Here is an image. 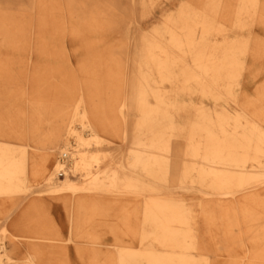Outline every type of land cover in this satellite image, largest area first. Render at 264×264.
<instances>
[{
    "label": "rangeland",
    "instance_id": "1",
    "mask_svg": "<svg viewBox=\"0 0 264 264\" xmlns=\"http://www.w3.org/2000/svg\"><path fill=\"white\" fill-rule=\"evenodd\" d=\"M236 4L0 0V148L24 147L30 158L40 151L35 140L44 135L48 122L64 113L84 114V125L97 120L106 130L95 128L101 139L88 142L89 156L96 159L67 164L71 177L54 171L55 183L70 179L72 190L55 191L33 182L30 160L24 178L0 177V264H118L120 249L143 247L176 253L188 249L200 264H264V158L244 159L247 164L239 169L225 166L257 178L234 198L212 195L197 181L196 170H189L206 167V160L191 154L205 146L192 140L201 139L199 130L207 121L247 123L235 136L249 149L237 152L261 147L249 125L255 122L264 130V0L238 17ZM178 18V27L189 23L195 32L194 46H168L162 37L169 26L183 36L174 22ZM148 42L168 50L171 61L167 70L151 71L158 93L142 96L146 102L132 90L135 49ZM166 71L170 77H160ZM160 99L171 108L150 113L157 116L145 124L149 113L142 104L155 105ZM73 127L82 141L89 139L88 127H81L78 118ZM73 136L69 133L63 146L75 151ZM80 198L94 203L85 225L89 238L79 237L76 212L70 213L77 209L68 205ZM148 198L166 199L190 218L188 224L173 223L165 230L189 234L181 248L138 236ZM209 202L230 207L228 220L222 210H207ZM52 203L62 207V221ZM127 228L137 232L136 238ZM24 244L29 254L18 255ZM48 246L53 252L46 255L31 250ZM137 264H145L140 255Z\"/></svg>",
    "mask_w": 264,
    "mask_h": 264
},
{
    "label": "bare ground",
    "instance_id": "2",
    "mask_svg": "<svg viewBox=\"0 0 264 264\" xmlns=\"http://www.w3.org/2000/svg\"><path fill=\"white\" fill-rule=\"evenodd\" d=\"M194 2H199L201 0H192ZM236 17L241 15L242 13L246 14L249 11V7H253L258 3V0H236ZM187 12L185 9L181 11V14L184 15ZM168 21H173L168 18ZM178 21L180 19H175L176 27L185 33L183 36H179L177 32L169 27H165L162 33V37L167 38V45L175 47L181 46H194L195 43V32L191 29L189 23H181L180 27H178ZM175 29V28H174ZM187 33V34H186ZM21 36H18V38ZM17 38V37H16ZM189 39H191L189 41ZM19 46V43L17 44ZM15 45V48H17ZM135 60H133L135 66V74L134 78H136L134 82V89L132 90V94L137 97H140V101L148 102V99L142 98L147 95H153L158 93V90L152 88V86L156 85L153 82V69L159 70H167L168 64L170 63V54L168 50L163 49L161 46L154 44L153 42H148L144 45L143 48L135 49ZM200 56L196 59V62H201ZM200 60V61H199ZM160 77L168 79L170 74L166 71L164 74H160ZM143 109L149 114L146 116L144 123L152 122V119L157 115H151L150 113L155 112H167L171 108L169 103L160 99L157 101V104L150 105L147 103L142 104ZM142 109V108H141ZM79 119V125L82 127H88L90 132L89 139L86 141H82L77 131L73 127L74 119ZM84 114H80L78 112H73L70 115L67 113L61 114L60 117H57L54 120H51L47 124L46 131L44 135L40 136L35 140L36 144L39 145L40 151L34 152L30 155V158L27 156V152L22 147L21 149H14L8 147L0 148V177L7 178L8 180H16L20 179V177L24 178L27 173V161L30 160L31 169L30 175L32 181L35 183L43 184L45 186H49V188L54 189L55 191L61 190H72V182L70 179L65 178L59 185H57L54 181V171L59 172L62 170V178L66 176H70L68 172L67 164H70L72 167L77 163V160L85 163L89 161V159H96V155L90 157L88 153V142L95 141L98 142L101 137L98 136L95 132V128H100L105 130V126L101 121L95 120L93 123H87L84 125ZM95 118H98L96 116ZM228 120L224 119L223 124L219 122H211L207 121V123H203L201 125L205 126V129L199 130L201 131V139L198 141H194L197 144H204V148L202 152H193L191 156L198 157L206 160V167H200L199 169L191 168V170H196L197 173V181L201 184L206 185L212 195L216 196H232L234 198L235 192L239 191L246 186L250 185L253 182L257 181V178L251 176H244L243 170H238L241 167H244L247 163L244 159L247 158H264V130L258 127L257 123L251 122L249 125L250 133L257 137V142L261 144L260 148L255 146L256 151L253 153H239L237 149H249L246 146H243L244 139H240L238 136L239 131L238 128L246 129L247 123H242L240 120H235L233 125H228ZM217 126L219 128H214ZM224 126V127H223ZM226 127H232L226 128ZM106 131V130H105ZM196 133V130H192ZM69 133H73L74 144L77 145V149L74 151L69 150L64 147V143L66 141V136ZM243 134L244 132H240ZM193 136V134H192ZM239 140V141H238ZM246 143H249L248 141ZM260 149V150H259ZM198 151V150H196ZM63 154H68V159L65 164H62L60 161H55L53 163V158L55 155H58L59 158ZM241 158L242 161H233V159ZM69 162V163H68ZM261 164V163H260ZM202 165V164H200ZM51 166V168H49ZM220 166V167H219ZM223 166V168H221ZM225 166H234L238 167L237 169L226 168ZM186 172V171H185ZM258 179L261 183L263 178L259 176ZM69 206L76 207L77 210H70L72 215L76 212V221L74 229L77 230L79 228V237L80 238H89V233L85 230V225L89 223L90 213L93 212L94 203L91 199L87 200L84 198L78 199L76 202L68 203ZM222 210L224 211V218L228 217L229 208L228 206L222 207L217 202H209L207 210ZM51 210L56 214L58 220L62 221L63 217L61 215L62 207L57 203H52ZM176 210H180L170 205V203L165 199L161 200L160 198H148L144 202V219L143 226L140 235L141 238H154L156 241L160 242V244H165L169 249L176 247L181 248L183 246L184 238L189 236V234H182V236L177 235V233L165 232L166 229L173 223H184L188 224L190 222V218L188 216L182 217L181 214H178ZM232 210V209H230ZM74 216V215H73ZM227 219V218H225ZM125 220V219H124ZM228 220V219H227ZM126 222V220H125ZM228 222V221H227ZM126 228V226H125ZM127 231L130 232V235L134 234L133 237L136 238L137 232L127 228ZM71 237V236H70ZM77 237V236H75ZM179 237H184L180 242ZM168 238V242L165 240ZM71 239V238H70ZM141 243V242H140ZM189 246L191 247V242L189 240ZM30 248V247H29ZM29 248H24L27 254H29ZM47 248H33V252H39L40 254L46 255L47 253H52V249ZM194 247L192 246V249ZM54 251L55 248H53ZM185 249V248H184ZM186 250V249H185ZM43 251V252H42ZM187 251V252H186ZM184 252L176 253L172 250L158 252L157 250L147 249H128L122 251L121 249L117 252V263L118 264H137V256L139 255L145 260V264H197L192 256L189 255L188 249ZM37 254V253H36ZM200 264V263H198Z\"/></svg>",
    "mask_w": 264,
    "mask_h": 264
},
{
    "label": "built area",
    "instance_id": "3",
    "mask_svg": "<svg viewBox=\"0 0 264 264\" xmlns=\"http://www.w3.org/2000/svg\"><path fill=\"white\" fill-rule=\"evenodd\" d=\"M67 159H68L67 154H66V155L63 154L62 156H60L59 161H60L62 164H64V163L66 162ZM58 175H59L60 177L62 176V170H59Z\"/></svg>",
    "mask_w": 264,
    "mask_h": 264
},
{
    "label": "crops",
    "instance_id": "4",
    "mask_svg": "<svg viewBox=\"0 0 264 264\" xmlns=\"http://www.w3.org/2000/svg\"><path fill=\"white\" fill-rule=\"evenodd\" d=\"M21 246H22V248L18 249V255H23L24 253L26 254V251H24V248H29L28 244H24V245H21ZM69 250H70V248L66 249V251H68V252H69Z\"/></svg>",
    "mask_w": 264,
    "mask_h": 264
}]
</instances>
